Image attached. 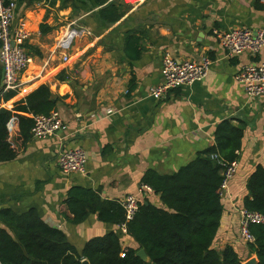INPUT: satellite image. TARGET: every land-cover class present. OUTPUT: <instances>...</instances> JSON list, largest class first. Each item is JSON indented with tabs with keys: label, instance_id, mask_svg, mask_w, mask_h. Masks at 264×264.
<instances>
[{
	"label": "crops",
	"instance_id": "0c3cea01",
	"mask_svg": "<svg viewBox=\"0 0 264 264\" xmlns=\"http://www.w3.org/2000/svg\"><path fill=\"white\" fill-rule=\"evenodd\" d=\"M9 1L17 5V19L26 22L30 38L25 49L33 61L10 101L1 100L8 92L0 86V109L12 110L47 86L58 99L54 111L64 124L52 137L24 142L18 120L10 121L9 141L17 156L0 162V213L33 212L80 252L91 239L112 232L124 247L138 249L128 234L100 221L97 213L72 223L65 207L69 191L92 190L102 201L120 204L138 193L146 172L171 176L213 148L216 127L229 121L245 131L238 171L222 195L224 214L215 248L229 245L249 257L240 239V210L248 179L258 165L264 166V97L249 99L235 76L242 65L258 64L263 56H229L214 31L264 30L263 0H147L138 7L121 0H106L104 6L96 0ZM109 3L127 9L112 26L100 19ZM128 32L140 38L137 60L135 53L125 54ZM67 35L70 46L61 50L58 43ZM166 53L183 62L208 56L212 65L202 82L157 101L149 90L163 83ZM77 149L87 155L86 173L66 175L58 158ZM144 199L162 207L154 193Z\"/></svg>",
	"mask_w": 264,
	"mask_h": 264
},
{
	"label": "trees",
	"instance_id": "16d2710c",
	"mask_svg": "<svg viewBox=\"0 0 264 264\" xmlns=\"http://www.w3.org/2000/svg\"><path fill=\"white\" fill-rule=\"evenodd\" d=\"M9 2V0H5ZM104 6L106 0H96ZM125 5L107 4L100 13L103 23L112 26L125 15ZM44 26H42V30ZM140 38L135 32L125 37V54L137 60L142 55ZM131 61V58H130ZM0 68V82H1ZM17 95L11 91L1 100L10 101ZM1 103V102H0ZM58 99L47 86H41L15 105L12 110L0 109V162H9L17 152L9 141L8 124L18 120L24 142L31 137L34 117L48 116L56 110ZM244 127L223 121L214 132L215 146L199 155L189 166L171 175L155 171L145 173L141 185L149 186L160 197L162 207L148 199L139 202V211L127 224V234L138 249L124 247L117 233L91 239L80 252L69 243L66 235L45 224L33 213L17 215L0 213V264H244L243 257L232 246L217 250L215 243L221 229L224 204L222 183L224 167L214 156L226 163L238 161ZM248 196L244 209L264 215V166L258 165L247 182ZM65 207L73 215L72 223L80 224L90 214H98L104 223L121 225L125 212L117 202H104L88 189L69 191ZM255 244L245 245L257 264H264V225H252ZM144 250L145 262L137 253Z\"/></svg>",
	"mask_w": 264,
	"mask_h": 264
},
{
	"label": "built area",
	"instance_id": "2783aa9c",
	"mask_svg": "<svg viewBox=\"0 0 264 264\" xmlns=\"http://www.w3.org/2000/svg\"><path fill=\"white\" fill-rule=\"evenodd\" d=\"M124 4L138 7L147 0H121ZM264 11V0L262 2ZM17 5L14 1L0 0V65L3 70L2 91H18L21 88V77L32 64V58L25 49V43L30 38L24 19H17ZM17 21V22H16ZM16 22V24H15ZM65 36L59 41L58 48L66 50L70 46V40ZM214 36L219 44L231 57L248 53L252 56L262 55L263 59L258 64L242 65L235 79L243 85L249 99L264 97V30L253 31L250 29H236L228 32L214 31ZM68 61L67 57L63 58ZM212 60L205 56L199 61H178L166 53L163 56V83L153 86L149 90V96L154 100H163L168 93L182 87L192 86L202 82L209 74ZM64 121L59 112L53 111L48 116L34 117L31 137L33 139H46L54 136L63 127ZM218 164L224 167V180L222 183V195L228 190L229 184L236 175L239 163L234 161L226 163L214 156ZM87 155L84 150L77 149L64 151L58 158L60 170L66 174H85ZM153 194V190L146 185H140L138 193L130 194L121 200L120 205L125 212V221L118 226L122 234H127V224L136 217L139 211L141 197ZM240 239L246 246L255 244V238L250 232L252 225H264V215L240 210Z\"/></svg>",
	"mask_w": 264,
	"mask_h": 264
},
{
	"label": "water",
	"instance_id": "95a60500",
	"mask_svg": "<svg viewBox=\"0 0 264 264\" xmlns=\"http://www.w3.org/2000/svg\"><path fill=\"white\" fill-rule=\"evenodd\" d=\"M2 74H3V71H2ZM1 88H2V84L0 85ZM137 256L140 257L142 260H144L145 262H148V257L146 255V252L144 250H140L138 253H137ZM83 264H90L88 261H83L82 262ZM245 264H257V259L254 258L250 261H248L247 263Z\"/></svg>",
	"mask_w": 264,
	"mask_h": 264
},
{
	"label": "rangeland",
	"instance_id": "374dc122",
	"mask_svg": "<svg viewBox=\"0 0 264 264\" xmlns=\"http://www.w3.org/2000/svg\"><path fill=\"white\" fill-rule=\"evenodd\" d=\"M254 258H256V257L255 256H249L248 257L247 255H243V263L245 264V263H247L248 261H250V260H252Z\"/></svg>",
	"mask_w": 264,
	"mask_h": 264
}]
</instances>
